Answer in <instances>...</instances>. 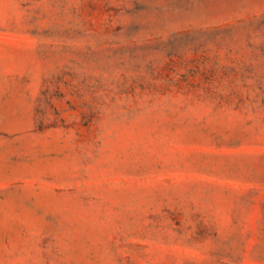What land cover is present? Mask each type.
<instances>
[{
	"label": "rangeland",
	"instance_id": "rangeland-1",
	"mask_svg": "<svg viewBox=\"0 0 264 264\" xmlns=\"http://www.w3.org/2000/svg\"><path fill=\"white\" fill-rule=\"evenodd\" d=\"M0 264H264V0H0Z\"/></svg>",
	"mask_w": 264,
	"mask_h": 264
}]
</instances>
